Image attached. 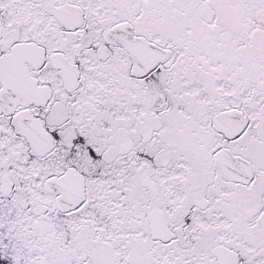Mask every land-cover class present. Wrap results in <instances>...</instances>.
Here are the masks:
<instances>
[{"label":"snow or ice","instance_id":"6c2138e0","mask_svg":"<svg viewBox=\"0 0 264 264\" xmlns=\"http://www.w3.org/2000/svg\"><path fill=\"white\" fill-rule=\"evenodd\" d=\"M0 264H264V0H0Z\"/></svg>","mask_w":264,"mask_h":264}]
</instances>
